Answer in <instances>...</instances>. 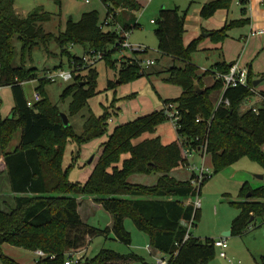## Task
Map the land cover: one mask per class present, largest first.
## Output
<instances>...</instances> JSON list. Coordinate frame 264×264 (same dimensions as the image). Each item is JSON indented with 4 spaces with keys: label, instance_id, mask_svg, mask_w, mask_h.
I'll return each mask as SVG.
<instances>
[{
    "label": "trees",
    "instance_id": "16d2710c",
    "mask_svg": "<svg viewBox=\"0 0 264 264\" xmlns=\"http://www.w3.org/2000/svg\"><path fill=\"white\" fill-rule=\"evenodd\" d=\"M100 1L107 10L106 16L111 15L124 30L131 32L139 28L133 22L134 14L141 10L137 0ZM231 2L216 0L204 5L200 18L206 20L219 10H229ZM185 16L186 13L181 15L178 9L162 10L154 31L157 51L163 57L181 63V66L174 65L166 70L164 81L182 90L178 99L163 101V105L177 104L181 113L177 139L165 145L161 137L155 136L135 143L145 134L154 135L168 121L162 110L118 125L110 132L109 122L119 117L118 108L111 110L109 107L98 117L90 114L81 137H75V144L80 149L95 140L106 138V141L100 145L102 154L87 180L74 184L69 180V170L73 166L64 170L62 163L68 142L64 140L73 137L71 127L63 126L59 108L46 97L44 87L49 82L39 80L35 68L26 67V55L35 47H47L52 42L59 47L61 57L67 58L68 68L74 69L73 83L61 96L63 101L72 98L69 107L72 116L80 113L88 100L96 96L98 78L96 66L84 67L81 57L71 54L72 47L80 46L84 54L90 50L107 54L104 61L107 68L116 70L117 80L108 81L106 90L152 74L140 72L135 65L119 66L111 61L119 36L112 30L101 29L102 21L97 11L84 13L78 22L69 19L64 32L55 36L46 33L42 27L50 21L49 14L38 10L23 18L16 12L13 0H0V88H10L14 99L12 117L0 119L3 174L8 178L9 192L14 195V207L9 212L0 210V246L7 244L46 254L33 264H64L66 252L87 246L96 236L112 233L119 242L129 246L131 237L124 221L131 219L137 230L148 236L153 250L161 256L171 257L170 264H208L214 259V240L201 241L191 234L183 244L188 223L194 218L195 227L199 220L200 210L194 209L193 201L201 195L203 185L195 188L189 179L179 181L173 176L188 164L184 144L178 138L207 140V157L214 173L244 157L264 168V106L258 113L242 112L244 101L252 93L247 87H237L227 89L224 94L231 103L230 108L214 110L211 95L222 90L223 86L216 82L212 88H204L191 58L201 37L184 46ZM247 23V20L230 22L221 31L211 33L210 38L214 43H221L229 30ZM14 36H18L21 44L22 59L18 68L13 66ZM231 66L217 65L212 73L226 74ZM36 80L35 91L40 94L41 101L28 108L23 85ZM248 83L253 87L250 73ZM197 87L203 91L201 94ZM134 97L118 100L129 101ZM198 118L199 123L196 122ZM17 132L21 135L20 144L14 152H7ZM196 144L190 145L197 150ZM136 176H155L156 183L146 186L131 182ZM241 195L246 200L235 204L241 213L232 222V236H242L256 217H264V203L261 202L264 188L250 190L246 184ZM80 197H92L101 204L112 216V227L101 230L84 224L78 213L77 200ZM0 259L2 264H19L4 255ZM133 260L140 258L134 254L101 250L95 258L86 259L81 264H126ZM261 264H264V258Z\"/></svg>",
    "mask_w": 264,
    "mask_h": 264
},
{
    "label": "rangeland",
    "instance_id": "374dc122",
    "mask_svg": "<svg viewBox=\"0 0 264 264\" xmlns=\"http://www.w3.org/2000/svg\"><path fill=\"white\" fill-rule=\"evenodd\" d=\"M16 12L20 17H25L34 11H42L50 15L49 22L42 25L46 33L58 36L60 32H64L65 25L69 19L78 22L84 13L97 11L100 20H104L107 10L100 0H90V3H85V0H13ZM143 5L141 12L134 14V24L138 23L139 28L131 31L130 42L132 44L142 43L148 48V53L144 56L145 59L155 61V65L146 73L152 74L150 77H144L130 81L122 86H117L116 89L106 90L108 81H116V70L112 71L107 68L106 61L99 62L96 66L98 72L96 96L88 100L86 107L75 116L70 115L69 107L72 101L71 97L64 101L61 99L63 91L73 82H63L58 80L55 83L49 82L44 87L46 97L53 105L59 108V112L68 117L72 138L65 139L68 141L63 154V169L69 170V180L75 183H84L87 180V174L91 173L96 166L102 154L100 149V140H95L86 145L79 147L75 144L76 138L81 137L85 121L90 114L98 117L101 116L110 107L111 110L119 109V114L125 112L123 116H128L132 106L149 108L142 111H154L158 107L163 106V101L170 98L172 93L166 87L164 81L167 78L166 70L169 69L170 60L161 56L157 52V39L155 36L156 25L151 24L155 20L162 3L170 7L174 0H139ZM179 1V0H176ZM161 2V3H160ZM191 4L188 6V11ZM109 31V29H106ZM236 32H233V34ZM189 35V33L187 34ZM231 39H235L234 37ZM238 39V38H237ZM236 39V40H237ZM197 40V39H196ZM209 40V41H208ZM199 40L197 52L192 54V60L200 69L199 71H209L212 66L219 60V53L215 50L214 42L211 39ZM230 39L228 40V42ZM230 43V42H229ZM12 44L15 48V59L13 66L20 67L22 52L21 44L18 36H14ZM231 45V44H230ZM237 48L232 45L231 53L236 54ZM59 47L54 43H50L47 47H35L29 54L26 55L25 65L27 68H35L37 70V78H42L47 73H53L57 70L68 71L67 58L61 57ZM72 55L82 56V48L74 46L70 49ZM128 54V52H125ZM122 53H113L111 61L116 62ZM117 69V68H116ZM43 82L46 80H42ZM203 84V83H202ZM24 91L29 100L33 99L35 89L38 86L37 81L25 83ZM124 92L131 96L135 95L129 101L118 100ZM131 93V94H130ZM124 96V97H126ZM117 99V101H116ZM219 99V98H218ZM217 97H214L216 102ZM33 101V100H32ZM134 101V102H133ZM133 102V103H131ZM120 107V108H119ZM123 107V108H122ZM14 108V99L10 88H0V119H7L11 116ZM104 109V110H103ZM132 114V113H131ZM120 115L109 122V132L116 127L120 122ZM136 115V114H135ZM139 117V116H137ZM122 119V118H121ZM133 119V118H132ZM135 119V117H134ZM130 120V119H129ZM122 122V121H121ZM20 132H17L7 148V152H14L20 144ZM155 136L161 137L162 143H167L177 139V134L170 122H165L161 125L154 135L145 134L140 139L135 141L139 143L142 140ZM70 140V141H69ZM264 152V149H263ZM92 162L89 164V161ZM191 165L198 168L201 167L202 160L197 155H193L188 159ZM207 167L211 171V176L205 181L201 188L199 196L200 212L199 220L196 226L192 228L191 234L193 237L205 241L206 239L218 240L223 238V234L231 232L232 222L237 218L241 210L235 204L242 203L246 200L241 195L244 185H248L250 190L264 188V168L257 162L251 161L248 158H241L238 162L225 168L224 170L214 173L210 159L206 158ZM0 210L9 212L14 207V195L8 188L9 181L4 172V166L1 160L0 153ZM173 176L179 181H186L190 178L191 173L184 169L173 173ZM263 177V179H260ZM131 182L140 183L146 186H153L156 183L155 176H136L131 179ZM8 190V191H7ZM191 202V201H189ZM264 203V199L261 200ZM79 213L82 220L89 226L105 229L109 221V216L103 207L97 206L92 197H80ZM124 226L127 232L130 233L131 244L129 246L119 242L112 233L106 236L94 237L87 246L81 248L79 252L81 263L86 259L95 258L101 250H111L121 255L134 254L140 260H133L126 264H157L158 254L150 246L149 238L146 234L140 232L135 227L131 219H125ZM228 249L227 256L232 259L235 264H261L264 258V217H256L250 227L243 233L242 236H232L226 238ZM147 246L151 248L153 253L147 250ZM4 255L19 264H31L36 255L30 251L12 247L4 244L0 246V256ZM0 264L2 261L0 259ZM208 264H226L219 257V250H215V256Z\"/></svg>",
    "mask_w": 264,
    "mask_h": 264
},
{
    "label": "crops",
    "instance_id": "0c3cea01",
    "mask_svg": "<svg viewBox=\"0 0 264 264\" xmlns=\"http://www.w3.org/2000/svg\"><path fill=\"white\" fill-rule=\"evenodd\" d=\"M162 1L163 0H161V2ZM174 1L175 2H173V4H171L170 7L162 3V7L159 9L156 19L152 20L154 21V23H151V24L156 25L155 22L160 14V11L162 10L178 9L179 14L181 15L183 14V12H185L186 16H185L184 28H183L184 29L183 44L185 47H187L191 42H193L194 40L200 37L206 40L211 39L210 38L211 33L221 31L224 28V26L229 24L230 22H236L240 20L248 21V23L243 27L234 28V29L229 30L227 32V37L223 42L214 43L215 50L219 53L220 58L212 66L211 70L206 71V72L199 71L200 69L197 67V65L194 64L192 60V64H194L198 69V72H197L198 75L202 77V83H203L204 88L209 89V88H212L216 84L213 73H212V70L214 69V67H216L217 65H221V64L231 66L234 63H237L241 69H247L248 72L251 74V80L253 82V87L255 88V91L259 94L264 93V33L262 34L259 33L255 35L254 37L250 36L252 32H258L261 30L264 31V0H232L229 10H219L214 16L206 20L200 18L201 9L204 5L214 2L216 0H179V1L174 0ZM137 2L141 6V10H140L141 12L144 7L139 0H137ZM190 4H191V8L189 10V13H187L188 11L187 8ZM243 10H245L244 11L245 14L242 13ZM137 25L139 26L138 23ZM233 32H236V33L233 34ZM188 33L189 35H187ZM233 37L235 39H231ZM229 39H230L229 41L230 43L228 42ZM137 44L144 45L142 43H137ZM232 45L237 48L236 54L231 53ZM157 46H158V42H157ZM83 55L84 53H82V56ZM166 58L170 60L169 69L172 68L174 65L181 66V63H176L169 57H166ZM165 85L169 89L168 92L172 93V95L170 98L164 101L176 100L181 96L182 90L179 87L172 86L169 84H165ZM23 89H24V86H23ZM126 95H129V93L124 92V94H122L121 97H124ZM221 95H222V90H217L212 93L211 100H212L213 107L215 105L214 97L215 98L217 97L218 99ZM26 99L29 100L27 96H26ZM145 109H149V108L147 107L142 110V108L132 106L130 113H128L129 115L127 117L123 116L125 112H122L123 114L122 116L120 115V119H119L120 122L116 126L125 124L127 122H131L134 120V117L135 119L138 118L137 116L140 117L139 113H141ZM161 109H162V106L160 108L158 107L154 111H160ZM154 111L147 110L145 111V113H142V114L148 115ZM99 140H100L99 143L103 144L106 141V138H102ZM170 143H172V140L167 142L166 144L165 143L163 144L167 145ZM263 149L264 147L262 148V151ZM89 175L90 173L87 174V178L89 177ZM7 189L9 190V185ZM77 203H78V200H77ZM95 204H98V203H95ZM97 206L100 207L101 204H98ZM79 209H80V204L78 203V213H79ZM108 216H109V221L107 223L106 228L110 229L112 227L113 220L110 214H108ZM80 218H81V215H80ZM81 221L84 224H86L82 220V218H81ZM149 249L151 248L149 247ZM150 251L151 253H153L152 250ZM32 253L35 254V252H32ZM154 253L158 254L155 250H154ZM159 257H161V255L158 254V258ZM36 260H37V257H34L31 264L35 263Z\"/></svg>",
    "mask_w": 264,
    "mask_h": 264
},
{
    "label": "built area",
    "instance_id": "2783aa9c",
    "mask_svg": "<svg viewBox=\"0 0 264 264\" xmlns=\"http://www.w3.org/2000/svg\"><path fill=\"white\" fill-rule=\"evenodd\" d=\"M85 3H90V0H85ZM151 23H154V21H152ZM101 29L103 31H106V29L112 30L119 36L118 42L115 46V53H122L120 59L116 61L119 66L122 64L126 66L135 65L140 70V72L144 73L155 65V61L144 58V56H146V54L148 53V48L144 45L132 44L130 42L131 32L124 30L118 23L114 22L111 15L110 17L106 16V18L102 21ZM259 33L262 34L264 33V31L261 30L258 32H252L250 36L254 37ZM125 52H128V54ZM106 56L107 54L105 52H97L95 50H90L83 56H81V59L84 67H91L97 66L99 62L104 61ZM248 73L249 72L247 69H241L237 63H234L226 74H222L219 72L213 73L215 82H220L223 86L222 95L219 97V99L215 102L214 105L215 111L219 108H230V101L224 97V94L227 89L247 87L252 93V95L244 101L241 110L242 112L252 111L253 113H258L259 109L264 106V96L262 94L257 93L254 87H250L248 85ZM73 75L74 69H69L68 71H62L59 69L53 73H47L46 76L44 75L43 79H47V81L50 83H55L58 80H61L63 82H70L73 81ZM36 81L38 82V80ZM32 100H27L28 108H33L35 104L41 101L40 94L35 91ZM177 107V104L169 103L163 105L161 109L164 112L166 119L168 120V122L171 123L175 131L180 129V121L182 120L181 113L177 109ZM200 121L201 120L199 118L196 120L197 123H199ZM178 139L181 143L184 144L183 152L187 160L193 155H197L202 160L200 168L195 165H191L189 162L186 166L187 170L191 173V176L189 178L190 184L195 188H200L201 185H203V183L208 180L211 176V171L206 164V158H208L207 140H199V138H196L195 140L189 141L182 137ZM191 143L192 145L193 143H197V150L192 145H190ZM193 206L195 210H200L199 196L194 199ZM193 224L194 218H192L191 221L188 223V229L183 240V244L191 237V230L193 228ZM213 246L214 248L219 250V257L224 260L226 264H235V262L227 256L226 251L228 249V244L226 238L214 240ZM146 248L148 249V251L151 250L149 249V246H147ZM80 251L82 250H70L66 252L64 264H81L82 257H80L79 255ZM35 255L37 259H43L46 257V254L40 250L36 251ZM170 260L171 257L169 256H161L157 258V264H170Z\"/></svg>",
    "mask_w": 264,
    "mask_h": 264
},
{
    "label": "water",
    "instance_id": "95a60500",
    "mask_svg": "<svg viewBox=\"0 0 264 264\" xmlns=\"http://www.w3.org/2000/svg\"><path fill=\"white\" fill-rule=\"evenodd\" d=\"M196 90L198 91L199 94H201V93L203 92V91L200 90L198 87L196 88ZM10 117H12V114H11ZM60 118H61V120H62V123H63V126H64V127H69V126H70V123H69V121H68V117H67L66 115L60 113ZM92 160H93V158L89 161V164L92 162ZM260 179H263V177H261ZM249 196H250V195H248V197H249ZM252 220H253V219H251V221H252ZM230 235H231V232H226V233L223 234V238H227V237H229Z\"/></svg>",
    "mask_w": 264,
    "mask_h": 264
}]
</instances>
